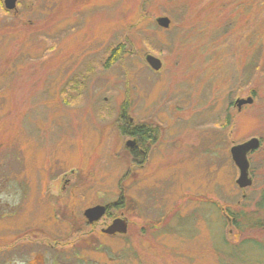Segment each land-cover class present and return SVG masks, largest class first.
Masks as SVG:
<instances>
[{
	"label": "rangeland",
	"instance_id": "374dc122",
	"mask_svg": "<svg viewBox=\"0 0 264 264\" xmlns=\"http://www.w3.org/2000/svg\"><path fill=\"white\" fill-rule=\"evenodd\" d=\"M15 5L0 7V264H264L249 227L264 192V0ZM124 102L158 130L131 170ZM252 137L239 188L230 148ZM119 196L127 232L103 236L82 213Z\"/></svg>",
	"mask_w": 264,
	"mask_h": 264
},
{
	"label": "water",
	"instance_id": "95a60500",
	"mask_svg": "<svg viewBox=\"0 0 264 264\" xmlns=\"http://www.w3.org/2000/svg\"><path fill=\"white\" fill-rule=\"evenodd\" d=\"M16 0H4V5L8 10L15 9ZM156 23L163 27L167 28L169 26L170 20L166 16H160L156 18ZM146 63L153 70H159L161 67V61L151 55H145ZM253 103V97L248 95L245 98H236L234 101V105L237 110H240L243 105H248ZM134 141L128 139L126 141V146L132 147ZM260 140L256 137H252L242 143L232 145L230 148V156L231 159L238 169V177L236 179V184L239 188H245L251 185L252 180L249 176V161L247 156L250 152L256 150L259 147ZM105 212V206L103 205H95L86 208L83 211V215L85 216L87 222L92 223L97 221ZM104 233L112 235L115 233L125 234L127 232V221L125 218L117 217L111 221L109 225H107L103 230Z\"/></svg>",
	"mask_w": 264,
	"mask_h": 264
},
{
	"label": "flooded vegetation",
	"instance_id": "af4514ba",
	"mask_svg": "<svg viewBox=\"0 0 264 264\" xmlns=\"http://www.w3.org/2000/svg\"><path fill=\"white\" fill-rule=\"evenodd\" d=\"M0 7L6 9L5 5H4V0H0ZM117 118H120L121 122L127 124L128 126L130 124L132 126L140 124L139 122L134 121L133 117H130L129 112L123 113L122 111H119ZM125 135L127 137V140L131 139L134 141L131 148L126 146L128 149V152H129L128 155L130 157L131 162L135 163L138 167L139 166L142 167L143 165L141 163L147 161L148 156H149L150 146L152 145L151 141L155 140V138L152 136V138L145 139L140 134H133V135L125 134ZM125 145H126V143H125ZM96 205H98V204H96ZM102 205L105 206V212L102 215V217H100L97 221L92 222V223L87 222V220H86V222L93 229L98 226L100 234L105 236V235H109V234L104 233L102 230L107 225H109L113 219H115L117 217H122V218H125V217L123 216V207H122V201H121L120 196L118 197V199L116 201H113L109 204H102ZM106 218H108L109 220L106 222H103L102 220L106 219ZM126 221H127V219H126ZM127 224H128V221H127ZM115 234H120V233H115ZM115 234H112V235H115Z\"/></svg>",
	"mask_w": 264,
	"mask_h": 264
},
{
	"label": "trees",
	"instance_id": "16d2710c",
	"mask_svg": "<svg viewBox=\"0 0 264 264\" xmlns=\"http://www.w3.org/2000/svg\"><path fill=\"white\" fill-rule=\"evenodd\" d=\"M250 39H253V38H250ZM121 47V46H120ZM124 48V47H123ZM122 48V49H123ZM121 48H118L116 50H113L112 52V57H116V55L120 54L121 53ZM120 111H122L123 113L124 112H129L130 109H129V106L126 102L122 103V105L120 106ZM116 122L117 124H120V128L124 131L125 134L127 135H133V134H140L141 136H143L145 139H148V138H152V136L154 138H156L158 135V130L153 128L151 129V127H148L144 124H137L135 126H132L131 124L128 126L127 124L125 123H122L120 118H117L116 119ZM155 140H152L151 141V144L154 142ZM130 148V147H129ZM145 162H142L141 164L143 165ZM129 165H130V170L133 166H137L135 163H132L131 160L129 162ZM132 165V166H131ZM138 167V166H137ZM140 167V166H139ZM130 176V171H128L125 176L120 180V182L124 181L126 178H128ZM124 197V196H123ZM121 196V199L123 198ZM257 208L259 211H261L262 213V217H260L258 220H256V222L252 223L249 225V227L251 228H257V230H259V232L263 233L264 234V192L262 193L261 197H260V200L258 201L257 203ZM124 210H126L124 207H123ZM149 224V223H148ZM147 224V225H148ZM232 224H236L237 227H238V224L236 223L235 219L233 220L232 219ZM151 225V224H150ZM235 226V225H234ZM235 226V228H237ZM248 241V240H247ZM248 242H251V243H257V242H252V241H248Z\"/></svg>",
	"mask_w": 264,
	"mask_h": 264
},
{
	"label": "bare ground",
	"instance_id": "6f19581e",
	"mask_svg": "<svg viewBox=\"0 0 264 264\" xmlns=\"http://www.w3.org/2000/svg\"><path fill=\"white\" fill-rule=\"evenodd\" d=\"M6 8V7H5ZM7 9V8H6ZM96 205V204H95ZM95 205H93V206H95ZM98 205H102V204H98ZM83 214V213H82ZM84 216V215H83ZM102 217V216H101ZM84 218H85V216H84ZM86 219V218H85Z\"/></svg>",
	"mask_w": 264,
	"mask_h": 264
}]
</instances>
